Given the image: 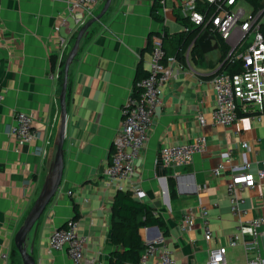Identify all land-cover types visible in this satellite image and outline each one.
I'll use <instances>...</instances> for the list:
<instances>
[{"label":"crops","instance_id":"1","mask_svg":"<svg viewBox=\"0 0 264 264\" xmlns=\"http://www.w3.org/2000/svg\"><path fill=\"white\" fill-rule=\"evenodd\" d=\"M104 2L97 5L94 15ZM181 4L182 0H112L104 16L82 38L69 72L72 87L67 99L62 180L25 239L37 264H73L65 251L50 248L49 235L75 215L80 233L89 241L84 263L110 264L115 248L110 238L111 206L118 184L135 189L133 195L152 205L167 223V236L159 227L141 231L145 242L164 237L177 264H207L210 247L236 232L238 218L226 190L231 169L219 176L212 170L227 153L233 164H241L243 141L251 146L246 152L250 170L256 172L264 165V111L260 116H241L229 125L215 122L217 96L211 79L219 64V46L204 52L198 42L203 61L191 55L188 60L179 59L183 68L162 86L163 105L136 161L132 182L105 183L122 104L137 76L147 72L153 39L184 30L176 18V11L185 16ZM76 29L66 1L0 0V264H23L20 253H13L15 235L55 173L61 122V37L72 46ZM17 110L34 117L36 136L30 143L19 144L10 133ZM200 115L205 118L203 124ZM199 135L206 136L207 149L196 153L188 166L166 168L175 178L177 192L168 205L156 173L161 148L192 142ZM238 195L244 197L247 209L241 219L264 216V178ZM200 205L206 207L213 230L210 242L200 221L181 227L183 214L190 208L198 212ZM226 258L228 264H247L242 238L228 247Z\"/></svg>","mask_w":264,"mask_h":264},{"label":"built area","instance_id":"2","mask_svg":"<svg viewBox=\"0 0 264 264\" xmlns=\"http://www.w3.org/2000/svg\"><path fill=\"white\" fill-rule=\"evenodd\" d=\"M57 1L68 2V11L73 15L79 29L94 16L95 8L103 0ZM238 1L240 0H182L180 6L191 23L200 27L197 38L203 31L208 30L214 35L222 36L230 45L227 56L219 61L211 79L217 96L213 117L215 122L221 125H229L241 116H260L264 111V6L255 13H247L245 7L238 5ZM190 28V25H185L184 30L188 31ZM62 43L61 54H67L71 46L63 37ZM192 46L193 43L188 45L184 52V58L187 60L190 58ZM228 59L232 64L241 63L243 69L229 72L223 67ZM178 68H183L180 60L174 55H167L162 38L155 37L146 75L136 80L121 107L122 121L113 137L111 161L105 168L107 186L112 185L116 179L132 182L137 169L136 161L149 139L155 115L163 105L162 86L176 77ZM198 120L203 124L205 118L200 115ZM10 133L16 137L19 144L32 142L36 136L34 117L26 111L17 110ZM207 141L205 135H199L189 143L163 146L161 154L165 167L174 169L188 166L196 153L207 149ZM240 146L245 151L241 164H233L231 154L227 153L212 170L214 175L219 176L227 168L231 169L226 190L230 196L232 213L238 218V223L236 232L226 237L225 242L210 247L207 264H228L227 249L235 245L239 238H242L244 243L247 264H264L260 239L264 233V216L241 219L247 209L244 207V197L238 195V191L254 187L264 178V165L252 172L251 162L246 157V152L251 150V146L246 141L241 142ZM253 151L255 154L259 153L258 148ZM117 187L132 192L135 190L123 184H118ZM197 221H200L204 229L205 239L210 242L213 239V230L210 228L204 205L199 206L198 212L192 208L186 211L181 219V227H191ZM88 242V237L80 233L79 220L75 217L69 218L61 227H54L49 235L50 248L65 251L73 264H85ZM86 261L93 262L94 258H86ZM136 264H177V259L165 238L160 237L146 243Z\"/></svg>","mask_w":264,"mask_h":264},{"label":"trees","instance_id":"3","mask_svg":"<svg viewBox=\"0 0 264 264\" xmlns=\"http://www.w3.org/2000/svg\"><path fill=\"white\" fill-rule=\"evenodd\" d=\"M105 1V0H104ZM252 6V12L255 13L261 9L264 5L263 0H246ZM157 20L160 18L157 16ZM177 20L183 25H190V30H182L173 33L169 37H162V45L165 48L167 55H174L181 61H184V52L188 45L193 43L191 49V57L193 59L204 60V54L202 53L197 35L200 32L199 26H194L189 17L183 16L179 11H176ZM79 30V29H78ZM78 30L71 36V43H74ZM220 49V59L224 60L227 56L230 45L229 43L219 34H215ZM67 54L62 55L61 67L59 79L62 83L64 77V64ZM229 72H238L243 69L242 64H232L229 63V59L226 60L224 66ZM146 75V71L141 72L136 79ZM72 87V82L68 80V91L67 99L70 96V89ZM168 192L171 202L177 197L176 192V182L172 175L171 170L166 169ZM75 209L77 210V205L75 204ZM112 215H111V228H110V238L115 246L109 256L110 264H136L146 246L143 234V227L158 226L163 235L167 236L169 234V228L167 223L163 218L156 214L155 208L148 202L142 201L136 198L132 191L118 189L114 194L112 201ZM75 218L76 215H75ZM13 253L19 254L16 246L13 248ZM20 256V255H18Z\"/></svg>","mask_w":264,"mask_h":264},{"label":"water","instance_id":"4","mask_svg":"<svg viewBox=\"0 0 264 264\" xmlns=\"http://www.w3.org/2000/svg\"><path fill=\"white\" fill-rule=\"evenodd\" d=\"M111 2L112 0H105L100 12L92 16L80 27L76 39L67 54L64 64V77L60 92L61 122H60L59 141H58L55 164H54L55 173L53 175L51 183L45 187L42 195L39 197L35 206L30 211L23 225L19 228L18 232L15 235V244L21 255L23 264H37L36 258L26 248L25 239L29 230L44 215L46 208L48 207L51 200L53 199V197L55 196V194L59 189L63 176L64 143H65V134H66L67 112H68L67 91H68L70 66L75 59V56L80 46V42L82 38L86 35L89 27L104 16V14L107 12L108 8L111 5ZM262 4L264 5V0L262 1ZM198 42L204 52H207L208 50H211L213 48H218L219 46L216 36L208 30L203 31L200 34L198 38ZM156 173L157 176L160 177L163 182L166 201L167 204L170 205V197H169L168 185L166 179V167L164 165L163 156L161 153L157 160ZM150 228H158V226H150ZM260 239L264 251V233L260 236Z\"/></svg>","mask_w":264,"mask_h":264},{"label":"rangeland","instance_id":"5","mask_svg":"<svg viewBox=\"0 0 264 264\" xmlns=\"http://www.w3.org/2000/svg\"><path fill=\"white\" fill-rule=\"evenodd\" d=\"M239 3L241 4V6H244L246 8V11L249 12L250 4L246 0H240ZM180 26H181V29H185V25L180 24Z\"/></svg>","mask_w":264,"mask_h":264}]
</instances>
